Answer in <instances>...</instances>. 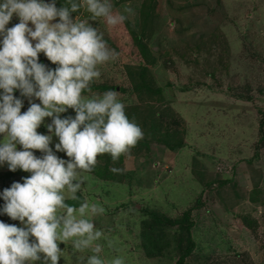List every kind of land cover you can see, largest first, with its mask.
<instances>
[{
	"label": "rangeland",
	"instance_id": "obj_1",
	"mask_svg": "<svg viewBox=\"0 0 264 264\" xmlns=\"http://www.w3.org/2000/svg\"><path fill=\"white\" fill-rule=\"evenodd\" d=\"M113 12L126 20L115 27L102 18L90 22L118 55L98 66L101 76L82 94L117 90L144 136L115 161L98 155L77 190L80 203L105 209L93 218L103 233L100 255L177 264L189 234L179 220L191 208L194 245L183 264H264V0H113ZM72 15L90 14L80 8ZM16 22L14 16L9 26ZM142 65L151 82L141 91L133 79ZM27 107L25 100L21 111ZM74 114L69 108L61 116ZM164 132L181 143L168 147L156 138ZM56 142L54 136L50 146ZM26 175L0 167V190ZM0 220L19 225L7 215ZM58 246V264H86L91 254L73 250L71 241Z\"/></svg>",
	"mask_w": 264,
	"mask_h": 264
},
{
	"label": "clouds",
	"instance_id": "obj_2",
	"mask_svg": "<svg viewBox=\"0 0 264 264\" xmlns=\"http://www.w3.org/2000/svg\"><path fill=\"white\" fill-rule=\"evenodd\" d=\"M80 8L87 19L72 15ZM14 16L18 22L9 26ZM99 18L112 27L126 20L113 12V0H67L59 7L57 0H0V167L29 173L0 190V215L19 221L0 220V264H58V244L68 241L78 253L90 250L86 264H125L122 256L100 255L103 233L93 218L103 206L65 202L79 199L98 155L115 161L144 136L117 90L82 94L101 76L98 66L118 55L90 22ZM41 53L54 67L40 61ZM69 108L74 116H61ZM42 124L46 133L38 131Z\"/></svg>",
	"mask_w": 264,
	"mask_h": 264
},
{
	"label": "trees",
	"instance_id": "obj_3",
	"mask_svg": "<svg viewBox=\"0 0 264 264\" xmlns=\"http://www.w3.org/2000/svg\"><path fill=\"white\" fill-rule=\"evenodd\" d=\"M66 0H64L65 2ZM136 45L138 46L139 49V53L141 54V56L143 57V59L145 60V63H149V62H153L154 60L151 59V57L149 56L148 52H147V48L145 46L144 43L141 42V40L135 36L134 38ZM137 76L133 79L134 82V86L136 89L139 90H143L145 87L149 88L147 86L148 82H151V77H150V73H149V69L147 67V65H142L139 66L137 68V72H136ZM156 91L158 92V89H156ZM155 121V120H153ZM155 123V124H154ZM161 125V122H159ZM156 122H153L151 124V127L154 129L156 128ZM161 127V126H160ZM159 141L163 142L165 145H167L168 147H172L174 144L177 143H181L180 140H175L171 134H169L168 132H164L163 134H161L160 136L156 137ZM95 167V166H94ZM93 167V168H94ZM95 172V171H94ZM98 176H102L100 173L96 172ZM66 203L72 204L74 206H78L80 204L79 199L78 200H71V199H67L66 198ZM191 209V208H190ZM190 209L184 210L182 217L180 218L179 222H181L182 224H184L185 230L186 232H188L189 234L187 235L186 241H187V245L185 246V248H183V251L179 254V257L177 259V264H183L185 258L187 255H189L192 251V247L194 245L193 240L191 239L190 236V227L192 226L193 222L190 219ZM156 223V220L160 221L161 219L158 217H154L153 219ZM156 246L157 242L155 241V239H151V243Z\"/></svg>",
	"mask_w": 264,
	"mask_h": 264
}]
</instances>
